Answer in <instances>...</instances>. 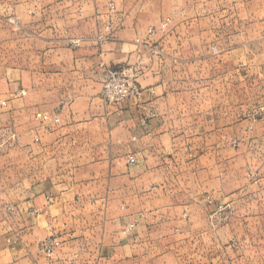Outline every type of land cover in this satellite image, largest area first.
<instances>
[{
	"label": "crops",
	"instance_id": "crops-1",
	"mask_svg": "<svg viewBox=\"0 0 264 264\" xmlns=\"http://www.w3.org/2000/svg\"><path fill=\"white\" fill-rule=\"evenodd\" d=\"M259 60L264 0H0V264H264Z\"/></svg>",
	"mask_w": 264,
	"mask_h": 264
},
{
	"label": "built area",
	"instance_id": "built-area-1",
	"mask_svg": "<svg viewBox=\"0 0 264 264\" xmlns=\"http://www.w3.org/2000/svg\"><path fill=\"white\" fill-rule=\"evenodd\" d=\"M149 35H153L151 30H149ZM149 51L153 55L157 54L152 47L149 48ZM137 77L138 74L133 70L130 71L122 67L105 68L101 91L102 99L108 104L119 105L129 98L137 96L140 92ZM129 162L132 163L134 161L130 159ZM133 228L134 226L132 224L128 225L123 231V234L131 232ZM54 245L55 239L53 238L42 243L41 247L47 257H50L52 254Z\"/></svg>",
	"mask_w": 264,
	"mask_h": 264
},
{
	"label": "rangeland",
	"instance_id": "rangeland-1",
	"mask_svg": "<svg viewBox=\"0 0 264 264\" xmlns=\"http://www.w3.org/2000/svg\"><path fill=\"white\" fill-rule=\"evenodd\" d=\"M152 31V29H149ZM149 30H148V36H152V35H149ZM261 52V51H259ZM259 62H264L262 60H259ZM257 64L254 65V67H256ZM259 68H264V64H261L259 66ZM235 76V75H234ZM234 78H237L238 80L240 79V76H235ZM244 79V78H243ZM248 79V84H249V90H248V96L247 98L249 99V102H250V105L252 103H255L256 100H257V91H256V84H257V77L255 74L252 75V73L250 74V76H248V78H245V80ZM250 111V112H248ZM245 114H246V119L249 121V125L247 127V131H252L253 129V125L254 123L257 121V113H256V110L255 108H249L245 111ZM249 127H251V129H249ZM221 207H219L220 209Z\"/></svg>",
	"mask_w": 264,
	"mask_h": 264
}]
</instances>
